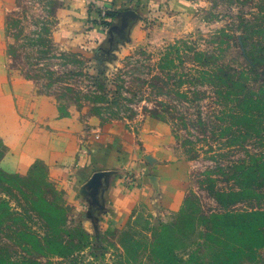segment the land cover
Masks as SVG:
<instances>
[{
    "label": "rangeland",
    "instance_id": "obj_1",
    "mask_svg": "<svg viewBox=\"0 0 264 264\" xmlns=\"http://www.w3.org/2000/svg\"><path fill=\"white\" fill-rule=\"evenodd\" d=\"M195 7L152 21L145 39L97 76L60 43L61 0H6L14 72L56 97L63 115L85 110L107 122L168 121L192 174L183 211L163 222L140 215L125 229L98 234L46 168L0 174V264H157L152 251L162 257L168 248L187 261L179 264H195L190 251L206 256L213 252L205 251L206 238H221L211 217L264 211V0ZM4 154L0 141V159ZM165 228L176 241L163 238V245ZM261 231L257 241L264 243L263 225ZM251 254L247 249L239 263L264 264V248Z\"/></svg>",
    "mask_w": 264,
    "mask_h": 264
},
{
    "label": "crops",
    "instance_id": "obj_2",
    "mask_svg": "<svg viewBox=\"0 0 264 264\" xmlns=\"http://www.w3.org/2000/svg\"><path fill=\"white\" fill-rule=\"evenodd\" d=\"M58 38L86 65L104 75L145 39L158 17L189 15L203 0H61ZM130 3H132L131 6ZM102 5L114 13L97 25ZM0 0V174L27 176L44 167L64 186L86 228L96 234L125 229L140 215L158 222L182 211L192 164L180 153L171 123L149 118L134 125L85 110L63 115L56 97L11 68Z\"/></svg>",
    "mask_w": 264,
    "mask_h": 264
},
{
    "label": "trees",
    "instance_id": "obj_3",
    "mask_svg": "<svg viewBox=\"0 0 264 264\" xmlns=\"http://www.w3.org/2000/svg\"><path fill=\"white\" fill-rule=\"evenodd\" d=\"M113 16L114 13L110 11L106 19L96 23L97 25L107 26ZM248 170L249 168H244L245 172ZM242 175L246 177L244 174ZM211 220H215L216 223L213 224V228L216 229L217 234L221 238L207 237L206 247L204 245L205 251L208 249L213 252H209L206 256L198 257L200 251H190L192 253L188 254L189 262H194L195 264H240L239 260L246 254L247 249H250V252L254 254L257 248H264V243L257 241L262 236L261 229L262 225L264 226V211L247 212L233 210L231 214H216L211 217ZM169 230V228H165L159 236L160 243L163 245H165L163 238L166 241H176L173 232L171 234ZM200 239L202 240V238ZM186 240H189L188 236ZM159 252L162 253V257L159 256L157 251H152V254L159 258V263L157 264H174V261L177 264L187 262L183 258L180 259L169 248L164 254L162 251ZM209 256H211V262L208 261Z\"/></svg>",
    "mask_w": 264,
    "mask_h": 264
},
{
    "label": "built area",
    "instance_id": "obj_4",
    "mask_svg": "<svg viewBox=\"0 0 264 264\" xmlns=\"http://www.w3.org/2000/svg\"><path fill=\"white\" fill-rule=\"evenodd\" d=\"M97 10L99 12L100 21H103L104 19H106L108 13L110 12V10L108 8H106L105 6H102V5H97ZM103 27L106 29V26H101V28H103Z\"/></svg>",
    "mask_w": 264,
    "mask_h": 264
}]
</instances>
